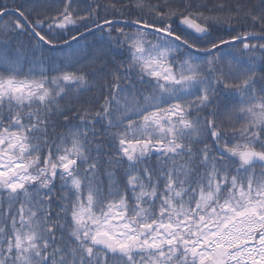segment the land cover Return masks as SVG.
Instances as JSON below:
<instances>
[{
    "label": "snow or ice",
    "instance_id": "6c2138e0",
    "mask_svg": "<svg viewBox=\"0 0 264 264\" xmlns=\"http://www.w3.org/2000/svg\"><path fill=\"white\" fill-rule=\"evenodd\" d=\"M0 264H264V0H0Z\"/></svg>",
    "mask_w": 264,
    "mask_h": 264
},
{
    "label": "trees",
    "instance_id": "16d2710c",
    "mask_svg": "<svg viewBox=\"0 0 264 264\" xmlns=\"http://www.w3.org/2000/svg\"><path fill=\"white\" fill-rule=\"evenodd\" d=\"M90 40H91V38H89ZM58 131H59V129H58Z\"/></svg>",
    "mask_w": 264,
    "mask_h": 264
}]
</instances>
